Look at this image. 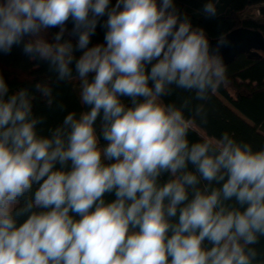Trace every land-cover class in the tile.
I'll return each mask as SVG.
<instances>
[{
  "label": "clouds",
  "instance_id": "9594fccd",
  "mask_svg": "<svg viewBox=\"0 0 264 264\" xmlns=\"http://www.w3.org/2000/svg\"><path fill=\"white\" fill-rule=\"evenodd\" d=\"M15 46L75 80L81 110L0 75V264H264V147L191 138L227 69L174 0H0Z\"/></svg>",
  "mask_w": 264,
  "mask_h": 264
},
{
  "label": "trees",
  "instance_id": "16d2710c",
  "mask_svg": "<svg viewBox=\"0 0 264 264\" xmlns=\"http://www.w3.org/2000/svg\"><path fill=\"white\" fill-rule=\"evenodd\" d=\"M206 2L208 0H174L176 7L191 18L193 25L203 27L211 37L222 35L236 26L258 29L264 36V19H256L250 15L241 16L246 7L256 4L259 5V13L264 17V0H213L217 8L215 17H207L203 13ZM111 3L114 5L116 0H111ZM103 19L106 18H102L101 23ZM67 28L71 30V22ZM50 31L55 33L58 29ZM104 31L97 26L96 34L92 37L93 44L103 42ZM259 53L260 56L252 58L245 53H239L225 64L226 79L215 91L217 95L212 93L207 101L193 100V106L204 104L207 124L200 125L197 121L191 133L192 139H199L201 136L218 138L227 131L238 140L250 142L254 149L264 147V50ZM79 54L78 52L77 56ZM0 75L4 77L11 91L19 88L34 91L36 83H49L66 105V111L81 110V104H75L66 84H57L47 65L29 60L19 46L13 47L9 54L0 53ZM188 95L190 94L177 90L166 99L179 102L178 97ZM34 103L38 114H47L50 125L59 123L65 114L60 111L49 112L39 99V94ZM112 198L114 197H108Z\"/></svg>",
  "mask_w": 264,
  "mask_h": 264
},
{
  "label": "water",
  "instance_id": "95a60500",
  "mask_svg": "<svg viewBox=\"0 0 264 264\" xmlns=\"http://www.w3.org/2000/svg\"><path fill=\"white\" fill-rule=\"evenodd\" d=\"M207 36L212 49L219 45V53L224 64L232 61L239 53H245L252 58L260 56L259 51L264 50V36L255 28L236 26L222 35Z\"/></svg>",
  "mask_w": 264,
  "mask_h": 264
},
{
  "label": "rangeland",
  "instance_id": "374dc122",
  "mask_svg": "<svg viewBox=\"0 0 264 264\" xmlns=\"http://www.w3.org/2000/svg\"><path fill=\"white\" fill-rule=\"evenodd\" d=\"M246 15H250L256 19H264V17L261 16V14L259 13V5H256V4L246 7L241 12V16H246ZM51 34H52V32L49 30V35H51ZM65 84H66L67 90H68L70 96L72 97L73 101L75 102V104L79 105L80 102H79L78 94H77L78 83L74 80V81H71V82H68ZM215 94L217 95V92H215ZM241 116L244 117L243 115H241Z\"/></svg>",
  "mask_w": 264,
  "mask_h": 264
}]
</instances>
